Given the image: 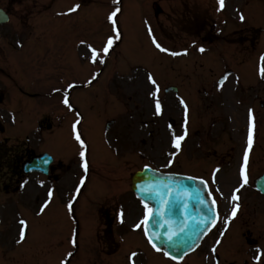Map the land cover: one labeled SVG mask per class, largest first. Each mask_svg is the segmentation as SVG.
Instances as JSON below:
<instances>
[{
  "label": "rangeland",
  "instance_id": "rangeland-1",
  "mask_svg": "<svg viewBox=\"0 0 264 264\" xmlns=\"http://www.w3.org/2000/svg\"><path fill=\"white\" fill-rule=\"evenodd\" d=\"M202 1L208 2V0ZM234 1L233 6H239L237 0H232V2ZM249 1H243L245 11L251 8ZM253 1L256 3L257 0ZM259 1L261 2V13L257 14L256 18L259 22H264V0ZM107 2L106 4H99L100 2H98L90 9L95 12V15H98L94 20L93 28L88 27L91 20L87 22L88 14L86 13L79 18H75V16L65 17L63 15L64 0H35L32 2L25 0L22 6H16V10L14 9L12 12L11 23L4 27V33L7 34L5 38L9 39L10 43H15L13 30L16 29L23 32L21 38L26 47L29 44V47L34 46L37 49L35 39L40 40V43L46 46L47 41L51 38V45H55L54 50H65V55H68L67 63L73 75V77L69 76V80L66 78V82L85 79L94 71L96 76L94 79L98 81L96 83L97 88L79 90L76 99L85 121H83L82 131L87 143L90 144V165L95 167V174L102 178L91 182L86 188L85 199L92 203H98L106 194L107 188L120 190L129 188L130 174L144 164H153L160 170L169 173L178 169L182 171L193 170L197 162L192 161L191 163L187 159L189 152L195 151L200 156L202 150L207 151L211 148L210 145H205L204 136L208 117L202 104L198 106V109L196 105H192L195 111H192V118L195 120V128L202 132L201 139H193L192 145L187 141L178 152L174 147L172 133L180 134V128H175L178 127L179 122L185 128V110L181 101L176 100L174 94L164 93V88L180 85L183 91H190V79L197 76L196 72L200 70L201 60H205V57H199L192 51L189 53L187 35L175 31L178 26L188 29L186 19L183 18V24L175 14V12L181 11L180 3H162L165 14L157 21L152 15L150 2L125 0L123 13L119 16L116 15L117 24L115 28H119L120 38L115 40L113 48L105 54L103 49L107 46L108 39L114 38L111 33L115 34V28L110 19L111 14L103 15L110 10ZM116 8H118L117 5L114 6V9ZM159 23L164 30L160 31ZM29 25L33 27V31ZM259 25L264 27V23ZM81 26L84 30L81 38H79L76 31ZM149 27H151L152 32H149ZM39 33L43 34L40 35ZM153 36L170 51L167 53L160 51L153 42ZM80 39L84 43L78 46ZM3 44H7V42L4 41ZM93 48L99 53L95 62H93ZM171 51L180 53L186 51L187 55L173 56L170 54ZM52 53L55 52L52 51ZM27 54L29 55V53ZM9 57L7 55L3 67L10 74L14 65L12 62H6ZM58 64L52 62L50 71L58 74L60 72ZM194 64L199 66L196 67L195 71L193 69ZM149 74L155 78L161 92H155V86L151 84L148 78ZM41 75L45 74L42 73ZM16 97L8 96L14 107L25 110L27 117L24 121L29 131L33 120L40 119L47 109L45 106H41L43 99L36 101V103L24 100L22 107ZM157 98L162 105V114H157L155 111ZM20 120V117L16 118V121ZM75 120L73 118V122ZM171 120H174L176 125H172ZM110 121H114V124L110 130L106 131V123ZM59 143L64 144V152L61 151L65 156H68L70 154L69 147L72 148V145L65 140L64 135L60 136L58 132L54 133L43 144L33 142L34 147L40 151H44L45 148L50 150L47 148L48 145L55 150ZM212 147L223 150L225 146L221 147L218 142ZM67 162L69 163V160ZM207 163L204 167H200L202 175H204V171L210 172L214 169L213 165ZM107 164L114 166L115 172L112 170L114 173H107L104 169V165ZM252 201L249 199V203L252 204ZM225 204L227 203L225 202ZM260 216L261 214H257L255 218L249 219V215L244 211L236 223H240L244 228L241 223L243 218L244 221L248 220L249 224L254 227L253 222L257 220L259 233L264 232V219ZM250 229L254 228L251 227ZM44 235L45 232L42 230L36 229L32 232L33 238L38 241L32 240L34 246H38L34 250V257L39 260L44 258L43 246H39L43 242L42 237ZM87 236L88 232L85 230L83 237L86 238ZM216 236H218L217 233L214 234L213 239ZM263 239L264 235L259 234L260 244L264 249ZM125 244L127 245V243ZM132 244L141 250L145 247L142 239H137ZM211 244L212 242L206 241L200 251L187 256L181 262L172 261L167 257H162L157 262L158 264H217L216 256L211 251L213 248ZM246 246L248 244L242 237L241 228H233L218 247L221 255L220 264H243L244 256L240 250L247 251ZM122 254L124 253L122 252ZM206 254L208 258H206ZM7 256V258L13 257L11 252H8ZM149 256L152 257L151 254ZM29 259H31L30 256H25L19 261L20 263L28 262ZM134 261L135 264H144L143 258L138 256ZM0 263L4 264L3 260L0 259ZM256 264H264V257Z\"/></svg>",
  "mask_w": 264,
  "mask_h": 264
},
{
  "label": "flooded vegetation",
  "instance_id": "flooded-vegetation-1",
  "mask_svg": "<svg viewBox=\"0 0 264 264\" xmlns=\"http://www.w3.org/2000/svg\"><path fill=\"white\" fill-rule=\"evenodd\" d=\"M22 0H11L8 5L23 3ZM255 3V2H254ZM250 12H240L244 15L247 23L238 22L236 25L229 24L223 16H217L208 9L204 13L199 12L195 0L190 4V29L189 35L192 44H202L208 55L218 54L217 60H209L213 64L210 75L206 79L203 98L208 101L209 109L219 114L220 124L215 130L205 132L206 143L215 146L220 143L223 150L220 154L217 151L208 152L210 157L229 165L220 176V189L228 197L235 189L239 188V201L234 200L232 209L237 203L244 208L246 214L253 219L258 212L264 211V205L250 204L249 192L245 187L242 176L243 156L247 151L248 137L251 132L253 144L249 153L248 178L252 176L259 179L264 176V77L261 76V57H264V31L255 24L256 16L259 15V2ZM198 25V26H197ZM15 31L13 53V73L9 77L0 78V196L5 192L13 198L16 208L28 209L34 215L37 211L43 210L44 220L48 228H58L59 234L47 235L44 237L45 264H133V257L122 254L118 239L124 236H117L116 230L127 225H133L140 221V204L133 198H116L114 195L107 197L110 202L101 205L96 211L97 219L104 226L102 234L88 238L83 242L81 233L83 231L84 218L90 222V208L84 202L85 184L83 157L81 156V144L76 139V157L69 166L66 164V156L63 153V145L59 143L55 150L47 146L51 152L46 151L53 157V162L48 166L45 175L38 173L26 174L23 166L26 161L35 156L30 148L29 140L20 145L10 148L8 142L9 132L21 130L23 132L37 131L41 136L49 132H63L66 141L73 140L71 130L70 137L66 135L62 127H68L63 122V111L67 108L63 101L65 96L68 100L77 99L79 86L64 89L52 88V77L46 70L49 65V54L46 50L34 46L23 49L22 38L19 30ZM29 53V55L27 54ZM218 57L220 59H218ZM45 75H41V74ZM227 76L223 86L220 82ZM10 79V81H7ZM6 80L7 82H5ZM6 83L13 84L15 91H4ZM74 88V90H73ZM194 94V93H193ZM17 96L20 106L22 101L27 100L33 103L41 101L49 110L39 122L32 123L29 131L25 124L27 114L24 109L14 107L8 96ZM77 110V107H74ZM58 112H62L56 117ZM21 116L17 122L11 117ZM253 118L255 123L252 129ZM80 134V133H79ZM83 140L82 134H80ZM63 152H62V151ZM235 169V171H233ZM91 178L90 182L95 181ZM231 188V189H227ZM51 193V195H49ZM257 197L264 199L257 194ZM72 204L71 210L68 205ZM47 204L45 208L44 205ZM248 212V213H247ZM123 213V219H121ZM246 228L243 237L251 245H257V237L254 232L257 230V220L253 225L248 220H243ZM19 224L14 229L13 236H6L7 243L13 245L14 249L20 247ZM52 227V228H51ZM254 229H250V228ZM77 243L73 245L72 240ZM28 238L25 235L23 241ZM71 253V256L69 254Z\"/></svg>",
  "mask_w": 264,
  "mask_h": 264
},
{
  "label": "water",
  "instance_id": "water-1",
  "mask_svg": "<svg viewBox=\"0 0 264 264\" xmlns=\"http://www.w3.org/2000/svg\"><path fill=\"white\" fill-rule=\"evenodd\" d=\"M5 21L7 18L0 10V23ZM39 163L35 161L30 167ZM259 186L263 188L264 182ZM152 187L163 195V201L167 203L162 202L161 195L156 192L148 194L144 191ZM132 189L138 198L153 209V218L144 226L149 229L145 234L147 238L150 234L159 239L150 241V244L153 246L155 243L159 251L175 261H181L193 252L217 223L216 205L209 196L206 184L200 180L165 175L146 168L134 176ZM162 210H165L164 215L160 214Z\"/></svg>",
  "mask_w": 264,
  "mask_h": 264
},
{
  "label": "snow or ice",
  "instance_id": "snow-or-ice-1",
  "mask_svg": "<svg viewBox=\"0 0 264 264\" xmlns=\"http://www.w3.org/2000/svg\"><path fill=\"white\" fill-rule=\"evenodd\" d=\"M114 2L116 4H119V0H114ZM218 2H219V9L220 10H223V8L225 7V0H218ZM78 8H79V5H76L71 11H76ZM119 11H120V9L119 8H116V10L114 12H112L111 15H110V19H111V21H112V23L114 25V28H115V26L117 24L116 15H117V13ZM240 18L243 20L245 17L243 15H241ZM149 32H152L151 27H149ZM120 35H121V33H120L119 28H115L114 38H109L108 41H107V46L103 49V52L105 54L108 53L109 50L113 48L114 43H115V40H118L120 38ZM153 42H154L155 46L158 49H160V51L166 52V53L170 51L168 48L162 46L161 43H159L156 40V37L155 36H153ZM89 47L91 48V45H89ZM199 51L203 53L205 51V49L203 47H200L199 48ZM92 53H93V62H95L97 56L99 55V53L94 48L92 49ZM170 54L173 55V56H177V55H181V54L187 55V52L185 51L183 53H180V52H177V51H171ZM260 72H261V76L264 77V57H261V68H260ZM148 78H149L151 84L155 86V92L156 93H159L160 88H159V85H158L157 81L155 80V78L151 74H149V77ZM225 80H227V76H225L223 78V80L220 82V86L221 87L223 86V83H224ZM90 82L91 81H89V83ZM63 103L65 105H67L69 108L72 107V105L69 103V100H68L67 96H65ZM181 103H182L183 108L185 110L186 121H185V128H184L183 135L176 136L175 132L172 133L173 134V137H174V147L177 148V149L181 148V142L183 140H185L186 137H187V135H188L187 115H188L189 105L186 102H184L183 100H181ZM155 111H156L157 114H162V111H163L162 110L161 102H160V100L158 98L156 99V103H155ZM254 128H255V123H254V118H253L252 129L254 130ZM76 139L80 142L82 148L85 149V151H82L81 152V156L82 157H85V159L83 160V168H84L85 172H87V170H88V161L86 159V149H87V146H86L84 140L81 139V136H80L79 132L76 133ZM252 144H253V139H252V134L250 132L249 137H248L247 151L245 152V154L243 156V167H242V170H241L242 176H243V183L244 184H247L248 183L249 153L251 152ZM217 171H219V170L217 169ZM213 179H215V177H213ZM205 183H207V182H205ZM217 190H219V189H217ZM144 191L146 193H148V194H152L153 192H156V189H155V187H152L151 189L145 188ZM235 192L238 193L239 192V188L235 189ZM156 194L161 195L162 202L167 203L166 201H163V195L161 193L156 192ZM49 195H51V193H49ZM232 199L235 200V201H239L240 200V196L238 194L237 195H234L232 197ZM213 203H215V200L213 201ZM44 207L46 208L47 207V204H45ZM68 208H69V210H71V208H72V204L71 203L68 205ZM145 208L148 211V217H146L144 219L143 223L145 225H147L149 219L153 218V209L150 208V207H148L147 204H145ZM239 210H240V204L237 203L235 205L232 213H231V216H232L233 219L236 217V215L239 212ZM160 214L161 215H164L165 214V210H162ZM121 219H123V213H121ZM21 223L24 224L26 222L22 221ZM229 223H231L230 220H229ZM136 227L139 228L140 227V224H137ZM144 231L147 233L149 231V229L147 227H145L144 228ZM176 235L178 236L179 233H176ZM24 238H25V233L22 232L21 233V236H20V241H18V242H22L24 240ZM148 239H149V241H153L155 239H159V237H153L152 235L149 234L148 235ZM170 239H171V237H170ZM72 243H73V245H75L77 243V241H76L75 238H73ZM153 247L156 248L155 243H153ZM156 250L159 251L160 249L159 248H156ZM212 252H214V253L216 252V248L215 247H213ZM136 255H138V254L137 253H132V257L133 258ZM69 256H71V253L69 254ZM173 258L175 259V257H173ZM64 264H68V262L65 261ZM133 264H135L134 259H133ZM217 264H219V262H217Z\"/></svg>",
  "mask_w": 264,
  "mask_h": 264
}]
</instances>
